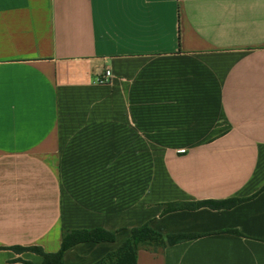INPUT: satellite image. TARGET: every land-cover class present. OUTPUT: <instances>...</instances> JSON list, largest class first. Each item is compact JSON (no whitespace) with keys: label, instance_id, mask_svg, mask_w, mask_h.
I'll return each instance as SVG.
<instances>
[{"label":"crops","instance_id":"obj_1","mask_svg":"<svg viewBox=\"0 0 264 264\" xmlns=\"http://www.w3.org/2000/svg\"><path fill=\"white\" fill-rule=\"evenodd\" d=\"M145 224L197 237L136 264H264V0H0V264Z\"/></svg>","mask_w":264,"mask_h":264},{"label":"trees","instance_id":"obj_2","mask_svg":"<svg viewBox=\"0 0 264 264\" xmlns=\"http://www.w3.org/2000/svg\"><path fill=\"white\" fill-rule=\"evenodd\" d=\"M240 199H229L225 201H200L191 203L168 204L164 207V213L180 210H197L200 208H209L212 210L231 209L244 202ZM197 235L191 234H173L162 235L151 230L148 225L131 230L130 237L114 252L108 253L96 264H136V256L139 250H145L151 253H161L170 245L186 242L195 239ZM113 235L101 229L88 231H68L63 233L61 247L54 254L44 253L38 247L21 248L14 247L11 250L17 254L30 252L42 258L41 264H63V253L70 247L85 242H112ZM23 264L29 262L20 261Z\"/></svg>","mask_w":264,"mask_h":264},{"label":"built area","instance_id":"obj_3","mask_svg":"<svg viewBox=\"0 0 264 264\" xmlns=\"http://www.w3.org/2000/svg\"><path fill=\"white\" fill-rule=\"evenodd\" d=\"M110 77H111L110 72L108 70H105L103 74L96 79V82L98 84H106L110 81Z\"/></svg>","mask_w":264,"mask_h":264}]
</instances>
